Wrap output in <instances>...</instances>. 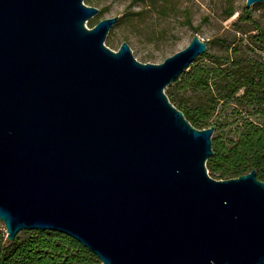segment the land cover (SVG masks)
Instances as JSON below:
<instances>
[{
    "label": "water",
    "instance_id": "95a60500",
    "mask_svg": "<svg viewBox=\"0 0 264 264\" xmlns=\"http://www.w3.org/2000/svg\"><path fill=\"white\" fill-rule=\"evenodd\" d=\"M263 0H246L245 8ZM84 0H0V223L48 231L101 264H264V182L208 175L213 127L165 89L206 53L193 36L161 64Z\"/></svg>",
    "mask_w": 264,
    "mask_h": 264
},
{
    "label": "trees",
    "instance_id": "16d2710c",
    "mask_svg": "<svg viewBox=\"0 0 264 264\" xmlns=\"http://www.w3.org/2000/svg\"><path fill=\"white\" fill-rule=\"evenodd\" d=\"M91 2L86 0L85 4ZM231 16L232 13L227 14L228 18ZM124 19L128 23L133 20L130 15ZM122 20H117L112 28L118 29ZM250 31L241 33L247 35ZM253 31L257 34L247 36L248 44L258 43L263 51L264 31L260 27ZM220 41L216 38L213 43ZM232 45L233 42L225 45L223 56L204 54L196 59L165 89V95L192 127L214 128L213 155L206 162L212 179H233L255 170L256 178L264 182V62L237 57ZM228 107H232L230 115L221 119L219 116ZM5 236L0 223V264H101L87 249L63 234L24 231L12 242Z\"/></svg>",
    "mask_w": 264,
    "mask_h": 264
},
{
    "label": "rangeland",
    "instance_id": "374dc122",
    "mask_svg": "<svg viewBox=\"0 0 264 264\" xmlns=\"http://www.w3.org/2000/svg\"><path fill=\"white\" fill-rule=\"evenodd\" d=\"M245 3L246 0H92L87 6L98 9L99 14L88 20L85 27L91 29L107 18L123 19L118 29L111 28L104 45L117 51L120 44L126 42L133 57L143 64H161L185 48L195 35L206 42L205 54L209 57L223 56L225 45L233 42L231 47L236 48L237 57L264 62L260 45H249L247 41L248 35L257 34L254 28L264 31V0L248 9ZM228 13H232L230 18ZM126 15L133 18L131 23L124 19ZM242 30L251 31L243 35ZM216 38L220 43H213ZM231 110L232 107H228L218 116L223 119ZM251 120L258 122L254 117Z\"/></svg>",
    "mask_w": 264,
    "mask_h": 264
}]
</instances>
